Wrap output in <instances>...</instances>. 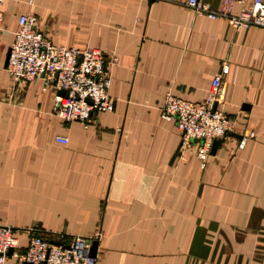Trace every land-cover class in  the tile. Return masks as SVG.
<instances>
[{"label": "crops", "instance_id": "crops-1", "mask_svg": "<svg viewBox=\"0 0 264 264\" xmlns=\"http://www.w3.org/2000/svg\"><path fill=\"white\" fill-rule=\"evenodd\" d=\"M19 13L54 44L116 55L111 110L85 126L64 121L41 78L11 80ZM222 64L215 108L234 135L200 168L197 140L179 146L174 117L159 108L166 91L201 100ZM0 223L16 238L4 264L24 263L15 253L33 233L95 230L97 264H264V24L236 29L186 0H0Z\"/></svg>", "mask_w": 264, "mask_h": 264}, {"label": "built area", "instance_id": "built-area-1", "mask_svg": "<svg viewBox=\"0 0 264 264\" xmlns=\"http://www.w3.org/2000/svg\"><path fill=\"white\" fill-rule=\"evenodd\" d=\"M234 0H220L218 8L212 9L202 0H186L196 14L210 18H224L234 28L251 24H264V0H251L237 13L230 11ZM116 55L107 56L97 47H75L54 44L36 23L31 13H19L13 38L9 44L5 68L12 81L42 79L40 89H52L51 112L64 121L78 120L85 126L92 113L111 110L112 97L108 94L109 68ZM222 64L219 73L211 79L210 86L201 100L192 101L166 91L159 108L164 119L174 117L180 135V144L196 139L194 154L203 168L209 156L214 138L230 129L231 120L220 109L212 108L220 100V74L226 72ZM63 89V93L58 90ZM248 135H251L249 133ZM54 140L66 143L65 135L56 134ZM245 137L237 141L241 147ZM99 231L88 235L73 234L67 239L51 240L33 233L26 239L24 249L16 252L18 262L29 264H97L96 256L88 253L92 239ZM16 245V238L9 226L0 223V264L8 249Z\"/></svg>", "mask_w": 264, "mask_h": 264}, {"label": "water", "instance_id": "water-1", "mask_svg": "<svg viewBox=\"0 0 264 264\" xmlns=\"http://www.w3.org/2000/svg\"><path fill=\"white\" fill-rule=\"evenodd\" d=\"M59 93H63L64 90L61 89V90H58ZM215 107V103H213L212 105V108ZM227 135H234L233 132H231L229 129H226L222 135L220 137H217V138H214L211 142V146H210V149H209V153L210 154H213L214 153V150L215 148L221 143L224 141V138L227 136ZM240 137V136H239ZM178 152V147L177 149L175 150V152L173 153L172 157L173 158L175 156V154H177ZM96 244H97V240L96 239H92L91 240V243H90V246H89V254L90 255H94L95 254V248H96ZM8 251H10V249H8ZM23 264H29L28 262H24Z\"/></svg>", "mask_w": 264, "mask_h": 264}, {"label": "bare ground", "instance_id": "bare-ground-1", "mask_svg": "<svg viewBox=\"0 0 264 264\" xmlns=\"http://www.w3.org/2000/svg\"><path fill=\"white\" fill-rule=\"evenodd\" d=\"M215 103V102H214ZM215 108V107H214ZM88 253H89V250H88Z\"/></svg>", "mask_w": 264, "mask_h": 264}]
</instances>
